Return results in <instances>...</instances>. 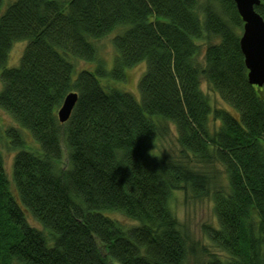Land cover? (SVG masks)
Returning <instances> with one entry per match:
<instances>
[{"label": "trees", "instance_id": "1", "mask_svg": "<svg viewBox=\"0 0 264 264\" xmlns=\"http://www.w3.org/2000/svg\"><path fill=\"white\" fill-rule=\"evenodd\" d=\"M118 29L107 71L97 42ZM242 32L232 0H0V109L18 125L6 132L15 194L0 152V264H264V88L248 81ZM142 63L141 102L100 81ZM202 81L231 109L214 110ZM168 124L176 158L152 153ZM180 190L212 200L217 226L202 230L223 256L180 230Z\"/></svg>", "mask_w": 264, "mask_h": 264}, {"label": "rangeland", "instance_id": "2", "mask_svg": "<svg viewBox=\"0 0 264 264\" xmlns=\"http://www.w3.org/2000/svg\"><path fill=\"white\" fill-rule=\"evenodd\" d=\"M203 1L204 0H200V2ZM6 7L7 2L4 5L3 11H5ZM121 31V29H118L106 39L97 42V46L99 49V59L106 64L105 67L107 71L112 69L114 65V59L117 54L113 46V39L116 36L120 35ZM26 46L27 44L25 42H19L13 45L6 68H17L20 65V61ZM75 66L77 71L87 69L90 71H95L96 63L89 64L84 61H75ZM145 71L146 63H142L128 70L126 72L125 80L121 83L107 84V82L103 81L102 79H100V81L108 87L119 88L124 92L130 93L138 102H141L138 86L140 79L142 78ZM1 72L2 71L0 70V92L3 89L1 81ZM201 90L208 97L209 103L214 110L231 109L221 99V97L211 89V87L205 81H202ZM168 127L170 129V133L162 140H158L157 145L154 147L152 153L156 155L162 154L167 156L168 158H176L180 151V147L177 143V130L172 124H168ZM11 128H18V125L9 114L0 109V152L4 159L5 172L10 183L12 182L14 159L17 154V152L13 149L11 143L9 142L6 136V132ZM24 135L27 139L28 148H30L31 150L38 149V145L33 141L31 135L27 132H24ZM63 150L64 155L62 161L66 162V151L64 147ZM221 181L227 183L226 179H221ZM10 187L13 193L15 194L12 183ZM170 206L177 218L180 230H182V232H184L190 238L191 241L198 243L199 249L205 248L211 253H217L219 255H222L221 253H219V251H217V249L213 247V245L204 235L202 230L204 226H217V221L214 212V204L210 198L196 200L192 197L189 191L180 190L173 193ZM110 217L118 220L120 223L124 224L128 228L136 226V224H138L123 217L120 214L113 213L110 214ZM29 222L33 227L40 228V226L35 223L32 219H29ZM190 261L192 263V260Z\"/></svg>", "mask_w": 264, "mask_h": 264}, {"label": "water", "instance_id": "3", "mask_svg": "<svg viewBox=\"0 0 264 264\" xmlns=\"http://www.w3.org/2000/svg\"><path fill=\"white\" fill-rule=\"evenodd\" d=\"M243 22L240 48L245 59L250 85L264 88V18L256 12L260 0H232ZM78 101L76 93L66 96L58 111L61 124L69 121Z\"/></svg>", "mask_w": 264, "mask_h": 264}]
</instances>
